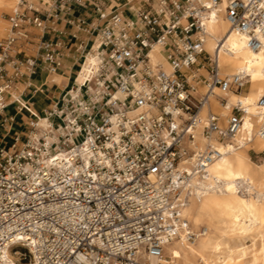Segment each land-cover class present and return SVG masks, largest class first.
<instances>
[{
	"label": "built area",
	"instance_id": "obj_1",
	"mask_svg": "<svg viewBox=\"0 0 264 264\" xmlns=\"http://www.w3.org/2000/svg\"><path fill=\"white\" fill-rule=\"evenodd\" d=\"M223 1L144 0L131 19L97 6L86 28L99 45L96 75L81 86L72 79L38 112L29 90L50 93L67 46L33 41L29 28L46 31L48 19L22 0L8 18L12 34L0 39V264H164L166 244L183 235L195 241L183 215L192 176H208L223 155L216 144L242 147L247 114L241 101L227 117L209 103L216 90L241 93L248 78H222L221 43L214 54L204 47ZM226 2L232 30L248 47L264 48V0ZM60 8L47 17L58 19ZM157 47L170 71L152 61ZM38 75L45 76L39 88L32 83ZM199 84L206 90L195 95ZM256 136L264 140V127Z\"/></svg>",
	"mask_w": 264,
	"mask_h": 264
},
{
	"label": "bare ground",
	"instance_id": "obj_2",
	"mask_svg": "<svg viewBox=\"0 0 264 264\" xmlns=\"http://www.w3.org/2000/svg\"><path fill=\"white\" fill-rule=\"evenodd\" d=\"M21 2L0 0V39L12 34L9 20H4L2 14L12 15ZM226 4L224 0L208 22L204 47L214 54L218 42L221 43L218 49L222 78L239 73H246L248 78L241 93L229 92L225 96L216 90L209 103L221 117H227L237 102L243 103L247 114L238 136L242 147L216 144L223 155L210 166L208 176L205 179L192 176L194 195L183 215L197 238L190 242L183 235L166 244L164 264H264V160L256 164L249 154L250 150L258 154L264 152V140L256 136L264 127V103H261L264 99V48L257 51L248 47L247 38L232 30L226 17ZM118 12L124 18L125 14ZM98 49L95 43L84 56L77 85H83L96 75L101 61ZM152 61L162 62L167 71L171 70L158 47L152 53ZM56 81L59 83L61 79ZM205 90L199 84L195 95ZM220 96L227 99L226 105ZM47 125V120L41 117L39 127L46 129ZM249 136H253L251 141L244 143ZM204 144L205 140L197 136L196 145L203 148ZM181 167L190 170L185 164ZM247 242L251 245L247 246Z\"/></svg>",
	"mask_w": 264,
	"mask_h": 264
},
{
	"label": "crops",
	"instance_id": "obj_3",
	"mask_svg": "<svg viewBox=\"0 0 264 264\" xmlns=\"http://www.w3.org/2000/svg\"><path fill=\"white\" fill-rule=\"evenodd\" d=\"M33 1L37 2L38 5L44 6L41 8V11L43 13V17L48 19V29L46 31H40V29L35 27L29 28V31L31 29L34 30L30 31V36L33 41L37 43L43 39L49 41H57L61 39L67 46V51L65 52L66 54L62 59L63 67L55 77V83L58 88L56 86H50L48 88L50 91L49 94L45 92L43 94H39L34 93L33 89L29 90L30 97L34 98L33 101L36 104L35 110L38 112L45 111V109L49 106L50 101L47 97H58L67 86H70L74 72L76 73L74 79H78L80 65L84 63L83 57L86 55V52L92 48L95 41L96 34L88 33L86 28L95 23L97 18V6L103 5L108 12H123L125 14V19L133 18L131 8L140 9L145 6L144 0H67L66 3L57 0ZM33 1L31 3H33ZM153 3L155 4L156 0H153ZM53 5H59L61 7L59 10L60 17L58 19L47 17L46 11H54V9H52ZM78 21H85L87 25L78 27ZM52 25H55L56 32L52 31ZM24 51L27 55L35 54V45L33 44L30 48H26ZM57 78L61 79L59 83L56 81ZM32 83L38 88L41 87L45 83V76H36L32 79ZM36 111L33 112L37 113ZM22 117L27 120L28 114L24 113V115L18 116V121H20Z\"/></svg>",
	"mask_w": 264,
	"mask_h": 264
},
{
	"label": "rangeland",
	"instance_id": "obj_4",
	"mask_svg": "<svg viewBox=\"0 0 264 264\" xmlns=\"http://www.w3.org/2000/svg\"><path fill=\"white\" fill-rule=\"evenodd\" d=\"M26 1H28V2H32L33 0H26ZM33 3L34 4H37V2H34L33 1ZM37 6H38V8H43L44 6H41V5H38L37 4ZM11 14H8V13H3L2 14V17H3V19L4 20H8V18H9V16H10ZM30 31H34L33 29H31ZM41 31V30H40ZM40 31H37V32H40ZM83 62V61H82ZM75 76H76V73L74 72V74H73V79L75 78ZM22 89V88H21ZM213 104V103H212ZM25 118L24 117H22L21 119H20V121H19V123H22V124H24V122H25ZM17 128H15V130H16ZM249 154H250V157H251V159H252V161L253 162H255L256 164H260L263 160H264V153H261V154H258V153H256L255 151H250L249 152ZM246 245L248 246H250L251 245V242H247L246 243Z\"/></svg>",
	"mask_w": 264,
	"mask_h": 264
}]
</instances>
